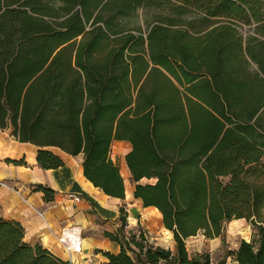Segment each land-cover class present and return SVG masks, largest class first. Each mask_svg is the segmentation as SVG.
Instances as JSON below:
<instances>
[{"label":"trees","instance_id":"trees-1","mask_svg":"<svg viewBox=\"0 0 264 264\" xmlns=\"http://www.w3.org/2000/svg\"><path fill=\"white\" fill-rule=\"evenodd\" d=\"M144 8L168 13L143 30L132 19ZM0 128L40 147L45 169L64 165L47 148L83 154L88 180L118 198L113 147L131 143L134 195L159 209L176 251L106 232L121 246L108 264H224L186 240L241 218L256 234L235 260L264 264V0H0ZM0 264L71 263L0 206Z\"/></svg>","mask_w":264,"mask_h":264},{"label":"crops","instance_id":"crops-1","mask_svg":"<svg viewBox=\"0 0 264 264\" xmlns=\"http://www.w3.org/2000/svg\"><path fill=\"white\" fill-rule=\"evenodd\" d=\"M114 147L115 161V154L126 156L132 145L129 141H116ZM40 149L20 142L11 130L0 128V206L6 219L22 224L28 243H39L71 264H108L105 252L117 254L121 246L107 237L106 232L121 231L129 237L137 235L144 223L164 224L159 209L144 206L135 197L134 186L127 185L126 180L125 198L110 196L85 176L83 154L72 156L56 147L47 148L61 156L64 165L45 169L38 162ZM118 162L121 173L123 169L127 172L121 157ZM39 185L54 191L51 200H46L45 193L37 188ZM70 194L80 196L81 200L75 201ZM122 207L127 212L124 230H121ZM245 221L248 222L241 218L230 222L239 227Z\"/></svg>","mask_w":264,"mask_h":264},{"label":"rangeland","instance_id":"rangeland-1","mask_svg":"<svg viewBox=\"0 0 264 264\" xmlns=\"http://www.w3.org/2000/svg\"><path fill=\"white\" fill-rule=\"evenodd\" d=\"M158 13H168V11H164L163 9L159 8L140 9L137 13V16L132 19V24L141 25L143 30H147L149 23L154 21V18ZM192 17L198 19L199 15L197 13H193ZM254 27V24L243 25L242 30L246 34L253 33ZM114 148L115 147H113V150H115ZM120 157L126 164L125 155H121ZM120 157L115 154V161L117 165L119 164L118 161ZM127 174L128 175L125 178L127 185L134 186L131 180L130 171L127 170ZM142 182L146 183L151 181L148 179H143ZM141 232L145 234L149 244L169 248L173 252L176 251L174 235L164 227L162 222L156 224L144 223V225L138 230L137 235H140ZM255 234L256 230L253 228L250 222L245 221L244 224L239 227H234L233 222H228L225 227L224 236L218 237L217 239H209L203 234V232H200L198 235L190 237L186 240L187 249L192 256L198 253L208 252L211 254L212 260L215 262L223 261L224 264H238L232 253L237 249L240 241L244 237L251 240ZM162 264L169 263L162 262Z\"/></svg>","mask_w":264,"mask_h":264},{"label":"built area","instance_id":"built-area-1","mask_svg":"<svg viewBox=\"0 0 264 264\" xmlns=\"http://www.w3.org/2000/svg\"><path fill=\"white\" fill-rule=\"evenodd\" d=\"M70 198L74 199L75 201H80L81 197L75 194H70Z\"/></svg>","mask_w":264,"mask_h":264},{"label":"bare ground","instance_id":"bare-ground-1","mask_svg":"<svg viewBox=\"0 0 264 264\" xmlns=\"http://www.w3.org/2000/svg\"><path fill=\"white\" fill-rule=\"evenodd\" d=\"M122 173H123V175H124L125 177H127L128 174H127L126 170L123 169ZM158 212L160 213L159 210H158Z\"/></svg>","mask_w":264,"mask_h":264}]
</instances>
